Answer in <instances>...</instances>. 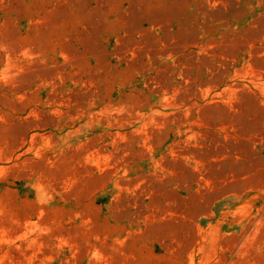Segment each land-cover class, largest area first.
<instances>
[{"label": "rangeland", "instance_id": "374dc122", "mask_svg": "<svg viewBox=\"0 0 264 264\" xmlns=\"http://www.w3.org/2000/svg\"><path fill=\"white\" fill-rule=\"evenodd\" d=\"M0 264H264V0H0Z\"/></svg>", "mask_w": 264, "mask_h": 264}]
</instances>
